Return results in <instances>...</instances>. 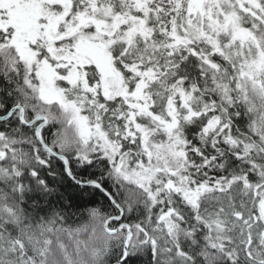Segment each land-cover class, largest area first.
I'll return each instance as SVG.
<instances>
[{"label": "snow or ice", "instance_id": "snow-or-ice-1", "mask_svg": "<svg viewBox=\"0 0 264 264\" xmlns=\"http://www.w3.org/2000/svg\"><path fill=\"white\" fill-rule=\"evenodd\" d=\"M0 264H264V0H0Z\"/></svg>", "mask_w": 264, "mask_h": 264}]
</instances>
